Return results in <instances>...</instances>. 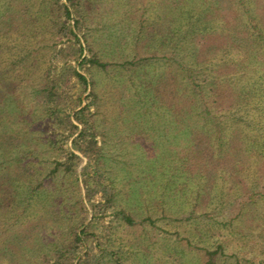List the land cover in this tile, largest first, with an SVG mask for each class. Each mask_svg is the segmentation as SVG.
<instances>
[{"label":"rangeland","instance_id":"rangeland-1","mask_svg":"<svg viewBox=\"0 0 264 264\" xmlns=\"http://www.w3.org/2000/svg\"><path fill=\"white\" fill-rule=\"evenodd\" d=\"M79 1L73 19H63V28L68 31L74 19L80 18L76 32L84 34L92 48L112 62L129 54V58L145 55L148 48L147 54L154 52L157 40L173 35L182 19L183 5L192 4L191 0ZM193 1L198 10L208 0ZM213 1L204 16V31L193 36L202 60L228 58V33L223 22H237L230 0ZM55 2L0 1L9 10L8 21L0 27L4 72L0 140L6 142L12 136L8 142L15 149L33 150L35 174L46 179L42 190L46 193L37 206L38 228L24 231L29 245L45 251L48 258V251L55 246L70 245L71 224L77 232L88 228L76 251V264H205V251L218 245L223 248L215 264H264V197L258 201L250 198L253 192L264 191V132L259 129L264 124L263 111L253 105L247 110L250 118L263 121L243 128L221 159H208L210 153L203 158L206 152L192 142L189 127H179L180 115H188L179 110L183 106L187 109L190 102L174 94L178 76L172 64L158 57L127 72L119 66L107 71L81 67L80 62L90 52L84 47L81 54L79 43L61 31L60 4ZM253 4L264 25V0H254ZM138 34L142 40L134 47L132 38ZM62 49L67 55L58 53ZM53 61L65 69L62 94L69 96L67 113L79 96L83 105L87 103L92 88L78 82L74 69L95 82L98 138L116 194L112 207L94 210L87 203L80 174L85 157L77 168L79 179L61 172L54 179L47 176L72 141V137L66 140L54 132L39 93ZM53 138L57 140L55 148L49 142ZM20 171L18 167L15 170ZM100 195H95V202L101 201ZM113 207L131 212L136 223L129 225L116 218ZM148 216L154 222L145 219ZM29 256L34 259L37 254Z\"/></svg>","mask_w":264,"mask_h":264},{"label":"trees","instance_id":"trees-1","mask_svg":"<svg viewBox=\"0 0 264 264\" xmlns=\"http://www.w3.org/2000/svg\"><path fill=\"white\" fill-rule=\"evenodd\" d=\"M38 1L47 2V0ZM53 1L49 0L50 3ZM59 1L56 0L55 3L60 4L58 11L62 19L61 31L69 40L72 42L76 40L79 43L81 54H83L84 47H88L90 52L89 56H84L80 62L81 67H96L107 71L111 67L119 66L127 72L158 57H163L166 64H172L178 76L175 81L176 92L174 94L180 96L181 99L187 97L190 102L187 109L183 106L179 110L188 113L184 117L180 115L181 125L179 127L182 126L184 130L187 126L189 127L188 134L193 135L192 142L198 148L201 146L206 152L203 158L207 159V153H210L208 155L210 160L214 157H223L243 128L259 126L263 121L250 118L247 112L253 105L264 113V25L254 11V0L229 1L236 13L237 22L235 25L223 22V28L228 33V43L225 49V53L229 55L227 59L221 56L222 58L218 60L215 58L202 60L199 57L201 56L198 55L199 47L193 36L199 30L204 31L202 26L207 25V21L204 20L205 13L210 11L209 5L215 2L213 0L203 2L196 10L197 6L191 0V5L188 3L183 5V11H180L182 19L174 27L173 35L157 40L154 52L147 54V50L150 49L148 48L144 50L145 55L139 57L133 55V58H129L132 56L129 54L122 56L124 57L122 61L114 62L94 50L84 34L80 36L76 32L82 22L80 18L74 19L73 28L68 29L69 33L63 28L65 27L63 19H73L80 1L66 0L67 3ZM5 5V3L0 4V27L4 21H8L9 10ZM141 40V34H138L135 39L132 38L133 46L139 45ZM61 52L67 55L65 50L62 49L58 53ZM158 52L162 54L159 56ZM11 64L15 66L16 62L13 61ZM3 74L0 65V82ZM74 76L84 88L88 89L90 86L92 88L87 94L89 101L83 105L84 101L79 96L78 103L72 106L68 113L66 106L69 105V96L64 97L62 94L66 80L65 69L58 66V61L51 62L44 83L39 89L40 95L45 100V115L53 123L54 132L59 133L66 140L72 137L71 148L63 151V158L55 159L47 176L54 179L61 172L67 176L75 175L79 179L77 168L85 157L86 163L80 172L83 176L85 199L94 210L98 206L101 207L100 209H106L112 207L110 204L115 202L116 194L112 187L113 181L108 175L110 168L107 164L104 146L100 144L98 138L100 135L97 123L99 112L96 106L99 95L94 89L95 82L92 78L89 79L78 69H74ZM153 100L155 101L156 98ZM162 100L161 98L160 102H163ZM259 129L264 132V124ZM9 138L6 141L7 144L0 140V255L2 257L0 264H39V262L40 264H76L78 257L76 251L83 241L82 235L88 233L86 227L77 232L70 224L73 234L70 245H63V248L55 246L48 251V258L44 256L45 251L36 250L29 245V236L24 231L38 228L37 221H35L39 212L37 206L42 195L46 193L42 191L46 179L37 177L35 174L33 150L25 148L19 151L8 142ZM49 142L54 148L56 147L57 140L53 138L49 139ZM17 167L22 172L16 173ZM22 175H24L23 178ZM98 194H101V201L95 202L94 197ZM250 196L251 201H258L264 197V191L253 192ZM81 201L84 202V199ZM112 209L116 218L129 225L136 223L134 215L126 209L115 207ZM145 219L154 222L151 216ZM36 246H39L38 243ZM222 248V245H218L214 250L207 249L205 264H215V258ZM36 251V258H29V253L36 255Z\"/></svg>","mask_w":264,"mask_h":264}]
</instances>
